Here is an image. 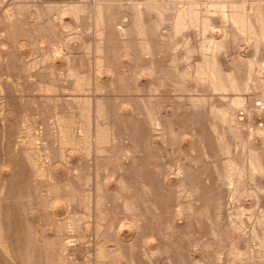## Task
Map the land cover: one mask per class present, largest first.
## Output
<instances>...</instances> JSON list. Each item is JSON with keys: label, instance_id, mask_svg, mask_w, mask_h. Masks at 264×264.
Instances as JSON below:
<instances>
[{"label": "rangeland", "instance_id": "1", "mask_svg": "<svg viewBox=\"0 0 264 264\" xmlns=\"http://www.w3.org/2000/svg\"><path fill=\"white\" fill-rule=\"evenodd\" d=\"M0 264H264V0H0Z\"/></svg>", "mask_w": 264, "mask_h": 264}]
</instances>
